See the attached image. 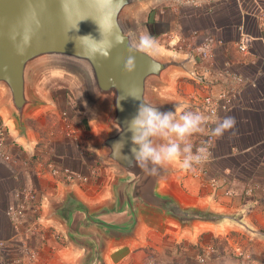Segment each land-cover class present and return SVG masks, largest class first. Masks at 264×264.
<instances>
[{"label": "crops", "instance_id": "crops-1", "mask_svg": "<svg viewBox=\"0 0 264 264\" xmlns=\"http://www.w3.org/2000/svg\"><path fill=\"white\" fill-rule=\"evenodd\" d=\"M183 1L176 0L172 10H164V15L146 24L141 34L150 35L158 50L165 49L169 40L177 42L190 35L189 29L198 32L203 20V32L221 41L214 47L212 66L216 77L208 76L213 83L211 91L230 85L223 81L221 73L241 79L232 83L238 87L236 100L219 116V119L234 117L235 127L221 138H215L214 160L206 167V174L201 179L181 176L178 187L167 191L184 207L207 212L209 216L191 227H180L171 219L141 212L135 239L120 243L99 241L98 264H202L200 258H205L203 264H264V196L261 193L251 197L243 195L248 181L264 179V41L259 39L264 0L210 2L199 8ZM243 37L249 39L247 53L237 49ZM9 120L12 125L7 123L8 152L14 147L11 145L14 139L18 144L21 138L26 139ZM14 159L18 162L9 166L0 159V240L11 236L12 228L4 211L11 202L12 192L26 181L28 174L18 169L19 157ZM13 172H17L18 179ZM117 177L106 185L101 178L104 199L100 197V201L87 203L76 191L67 189L61 198L60 193L56 195L58 203L54 206L43 205L46 233L43 239L34 241L33 247L41 257L38 263L32 264H92L90 250L67 239L65 226L52 214V209L63 202L69 191L91 210L107 205L112 201L111 186ZM213 180L217 181V190L211 187ZM223 180L226 182L222 183ZM47 228L61 232L60 236L52 237ZM17 255L11 247L0 264H31L25 259L15 262L13 258Z\"/></svg>", "mask_w": 264, "mask_h": 264}, {"label": "water", "instance_id": "water-1", "mask_svg": "<svg viewBox=\"0 0 264 264\" xmlns=\"http://www.w3.org/2000/svg\"><path fill=\"white\" fill-rule=\"evenodd\" d=\"M151 0H0V89L2 107L26 137L28 113L42 103L32 96L31 78L40 66L54 64L77 70L83 77L86 92L100 107V124L105 132L93 144L100 158L117 167L121 174L111 186L112 201L89 209L74 192L69 191L52 214L65 226V236L89 249L92 264L100 262V240L115 243L136 238L141 212H148L180 227H191L208 218V213L184 207L169 192L172 178L182 170L172 166L148 174L122 158L130 156V133L126 124L137 111L140 100L157 106L160 111H173L175 104L158 101L152 89L164 85L173 70L191 75L187 60L162 58L157 53H140L139 39L129 17L136 7ZM25 36H30L24 46ZM17 48H23L19 55ZM107 51L108 58L101 56ZM93 54L95 59L92 58ZM133 56L135 69L126 72L125 63ZM154 64L157 70L150 71ZM123 141L121 157L113 150Z\"/></svg>", "mask_w": 264, "mask_h": 264}, {"label": "rangeland", "instance_id": "rangeland-1", "mask_svg": "<svg viewBox=\"0 0 264 264\" xmlns=\"http://www.w3.org/2000/svg\"><path fill=\"white\" fill-rule=\"evenodd\" d=\"M175 3L176 0H151L132 10L129 22L138 39L140 40L141 36H143L141 33L146 29V24L152 23L157 16L164 15V10H172ZM200 22L202 23L198 26V32H192L189 29L191 34L185 36L188 42L180 44L169 40L165 49L158 50L155 47V53L166 59L175 57L187 60L188 70L191 73H196V75L201 73L203 68H210L211 65H208V63L206 65L199 62L196 51L201 43L210 38L208 37L210 36L209 34L203 32V20ZM183 39L185 38L183 37ZM176 43L177 45L174 46ZM154 44L156 45L157 43L154 42ZM192 59L197 61V64L194 65L191 62ZM31 92L32 96L42 104L31 110L27 115L28 134L26 139L21 138L22 142L20 144L16 143L17 139H14L15 141L11 142L14 147L9 151L13 158L15 156L19 157L20 167L18 169L20 168L19 170L22 172L27 171L28 173L23 184H28L37 189L39 197L42 199V209L43 205L47 208L51 204L54 206V204L58 203L56 195L60 193L61 198L63 191L67 189L76 191L78 197L87 203L100 201V197L104 199L101 178H103V182L105 180L106 185L113 177L119 176L121 171L114 165L103 161L98 156L99 152L93 148V144L105 132L104 127L100 124L103 111L89 99L82 75L77 70L67 66L43 65L33 72ZM206 92L203 84L195 82L193 75L181 70H173L167 76L164 85H157L152 89V96L158 101L175 104L176 107L191 111L190 103L193 101L199 102ZM3 98L4 93L0 89V124L5 129L8 141L10 136L7 123L11 125L12 123L9 120L8 112L2 107ZM62 112H66L71 118V128L74 132V135L71 134L73 136L71 138L67 137L62 129L59 119ZM203 134H196L191 138L194 146L193 150L196 142L203 137ZM49 160L59 167L67 168L74 173L87 177V183L70 185L52 178L48 174H46L45 178H36L35 168L37 165ZM172 167L179 169L175 165H172ZM39 169L41 170V168ZM181 176L193 177L191 171L181 172L176 175L174 182H171L170 186H164L163 189L168 191L177 188L181 181ZM225 194L230 195L228 193ZM45 218L42 211V224ZM47 231L54 238L61 234V232L52 230V228H47ZM263 235L264 232L262 234L264 238ZM34 244L33 241V246ZM40 255L37 252L35 263L39 262Z\"/></svg>", "mask_w": 264, "mask_h": 264}, {"label": "built area", "instance_id": "built-area-1", "mask_svg": "<svg viewBox=\"0 0 264 264\" xmlns=\"http://www.w3.org/2000/svg\"><path fill=\"white\" fill-rule=\"evenodd\" d=\"M219 1L227 2L230 0H184L183 3L199 8L205 3H214ZM261 20V36L259 39L264 41V14L261 15ZM187 40L188 39L186 38H180L177 40V43H186ZM177 43L174 44V46H176ZM218 43L221 44V41L210 37L199 45L196 49L199 62L206 65L208 63V65L211 66L210 68H203L201 73L198 75L194 72L191 73L195 82L203 84V87L207 92L202 96L199 102H191L189 105L190 109L191 111L201 112L210 117L203 137L195 144V149L200 146H207L210 152V156L207 161L201 165L195 166V170L191 171V175L198 177V179H201L200 177L206 174V167L214 160L215 137H212L208 133L210 129L215 126L214 121L219 119L220 114L226 113L232 106L233 101L237 98L238 90L236 88L238 87L233 86L232 83L234 81L241 82L239 77L227 76L225 73H221L220 77L223 81H225V83H229L231 86L228 85L217 92L211 91L213 83L210 81L208 82V76L216 77V72L212 68V63L215 55L214 46ZM248 44L249 39L243 37L237 43L238 51L241 53H247L249 50ZM180 46L179 49L181 50ZM191 62H193L194 65L197 64V61L193 59ZM226 78H231L232 80H227ZM59 119L65 135L70 138L73 137L71 136V134L74 135V132L71 128L72 122L70 116L66 112H62ZM6 137L5 129L0 124V159L3 163L9 166V164H16L18 161L14 159L6 150ZM39 168H41V170ZM35 172L37 176L36 178L38 179L45 178L46 174H48L52 178H56L70 185H83L88 181L87 177L74 173L67 168L59 167L51 160L37 165ZM182 172L184 171L182 170ZM14 175V178L18 179L19 175L17 172L14 173ZM216 182V180H213L211 183V187L214 190H217L218 188ZM225 182V180L222 181V183ZM258 193H261L264 196V179L262 181H248L243 195L245 197H251L257 195ZM229 194L231 195V193ZM41 209L42 199H40L39 193L35 187L28 184H22L12 192L11 202L7 205L4 211V214L11 225L12 233L9 238L0 240V262L5 259L6 254L11 247L18 252L17 257L13 258L15 262L19 263L20 260L25 259L32 264L36 261L37 251L33 247V241H35L36 238L43 239L46 233V229H44L42 224ZM199 262L203 264L205 262V258H200Z\"/></svg>", "mask_w": 264, "mask_h": 264}, {"label": "clouds", "instance_id": "clouds-1", "mask_svg": "<svg viewBox=\"0 0 264 264\" xmlns=\"http://www.w3.org/2000/svg\"><path fill=\"white\" fill-rule=\"evenodd\" d=\"M100 4H108L110 0H96ZM30 36H25L24 46H28ZM140 53L154 54L155 45L150 35H143L139 40ZM19 55L24 54L23 48H17ZM101 56L108 58V52H101ZM95 59V55L92 56ZM135 69V60L130 56L125 63V71L131 73ZM150 71L157 70L154 64L149 65ZM141 101L136 114L127 121L126 131L130 133L131 155L122 158L130 164L140 168L148 174H157L161 168L178 166L181 170L194 171L195 166L203 164L210 156L207 146H200L193 150L191 138L205 132L210 117L201 112L175 107L174 111L162 112L157 106L144 103L139 97L129 95ZM215 126L209 135L221 138L226 132L234 129L236 120L228 116L214 121ZM119 146L114 154L121 157L123 141H117L113 150Z\"/></svg>", "mask_w": 264, "mask_h": 264}, {"label": "bare ground", "instance_id": "bare-ground-1", "mask_svg": "<svg viewBox=\"0 0 264 264\" xmlns=\"http://www.w3.org/2000/svg\"><path fill=\"white\" fill-rule=\"evenodd\" d=\"M187 68H188V66H187Z\"/></svg>", "mask_w": 264, "mask_h": 264}]
</instances>
